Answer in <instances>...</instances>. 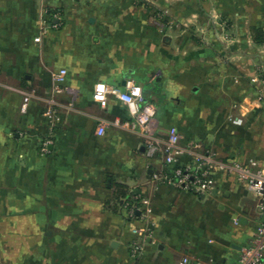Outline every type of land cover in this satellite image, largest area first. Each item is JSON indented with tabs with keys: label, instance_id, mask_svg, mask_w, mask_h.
Wrapping results in <instances>:
<instances>
[{
	"label": "crops",
	"instance_id": "1",
	"mask_svg": "<svg viewBox=\"0 0 264 264\" xmlns=\"http://www.w3.org/2000/svg\"><path fill=\"white\" fill-rule=\"evenodd\" d=\"M101 82L140 85L152 134L179 131L173 165L205 156L213 187L160 179L162 150L122 124L118 95L96 100ZM254 159L264 169V0H0V264H238L264 223L236 167Z\"/></svg>",
	"mask_w": 264,
	"mask_h": 264
},
{
	"label": "built area",
	"instance_id": "2",
	"mask_svg": "<svg viewBox=\"0 0 264 264\" xmlns=\"http://www.w3.org/2000/svg\"><path fill=\"white\" fill-rule=\"evenodd\" d=\"M36 40L39 41L40 37H37ZM64 73L65 71H62L55 75L57 90L61 89L59 83L63 80ZM23 93L24 97L21 110L25 111L31 98L34 96L35 91H24ZM110 93L118 95L128 105L129 110L134 117L133 120L124 121L122 124L126 127H136V125L139 124L146 131L151 150L154 151L156 149H161L166 167L176 168L173 176L162 173L160 179H164V181L180 188H187L197 192H204L213 187V180L209 173L210 165L205 156L202 157L197 166L187 165L183 167L173 165L176 158L184 152L183 147L179 144V131L176 127H171L163 144H161L152 134L156 108L153 104L146 101L143 95V89L140 85L134 84L128 90L122 91L101 82L97 84L94 96L96 100L105 107L107 105L108 94ZM58 107L59 103L56 99L50 98L47 101L45 113L53 117L56 114ZM102 126L103 124L100 123L98 126L99 131L102 130ZM49 142L50 141L48 140L42 143V152L48 153L51 151L47 146ZM257 165L258 162L254 159L248 166L236 164V167L240 172V177L248 183L259 197L260 201L258 207L261 214H264V169ZM130 214H134L133 208L131 209ZM141 250L142 244L137 241L133 242L132 254L136 256ZM184 263H187V260ZM238 264H264V223L257 228L252 244L244 248Z\"/></svg>",
	"mask_w": 264,
	"mask_h": 264
},
{
	"label": "trees",
	"instance_id": "3",
	"mask_svg": "<svg viewBox=\"0 0 264 264\" xmlns=\"http://www.w3.org/2000/svg\"><path fill=\"white\" fill-rule=\"evenodd\" d=\"M175 167H169L165 174H168L170 176H173L175 173ZM184 169V168H183ZM185 171V170H184ZM114 200L118 203L122 202V199H124V202H129L133 200V193L129 191V187L126 184L123 183H116L114 185ZM109 208H112L113 210H117V206L112 205L111 201L108 202Z\"/></svg>",
	"mask_w": 264,
	"mask_h": 264
},
{
	"label": "water",
	"instance_id": "4",
	"mask_svg": "<svg viewBox=\"0 0 264 264\" xmlns=\"http://www.w3.org/2000/svg\"><path fill=\"white\" fill-rule=\"evenodd\" d=\"M263 220H264V215H263Z\"/></svg>",
	"mask_w": 264,
	"mask_h": 264
}]
</instances>
